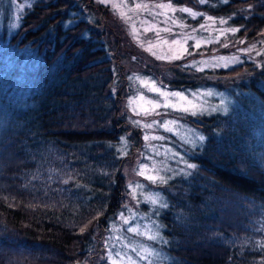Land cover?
<instances>
[{
	"label": "trees",
	"instance_id": "trees-1",
	"mask_svg": "<svg viewBox=\"0 0 264 264\" xmlns=\"http://www.w3.org/2000/svg\"><path fill=\"white\" fill-rule=\"evenodd\" d=\"M172 3L239 29L191 46L184 62L242 42L264 45V0ZM110 12L102 8L91 24L74 0H39L2 38L0 264H82L95 229L121 206L126 156L119 144L132 127L120 114L129 91L116 85L115 70L126 58L172 89L215 87L237 104L228 114H165L205 136L201 147L181 148L196 167L163 188L167 207L157 220L167 264H264V123L257 112L264 108V55L258 65L164 69L123 47L126 31Z\"/></svg>",
	"mask_w": 264,
	"mask_h": 264
},
{
	"label": "rangeland",
	"instance_id": "rangeland-1",
	"mask_svg": "<svg viewBox=\"0 0 264 264\" xmlns=\"http://www.w3.org/2000/svg\"><path fill=\"white\" fill-rule=\"evenodd\" d=\"M39 0H0V48L1 54L4 53L3 45L6 43L7 39L13 35L21 24V19L27 9H30ZM75 4L78 6L82 13H79L81 17L88 19L91 24H95L98 20L99 12L104 7H109L113 15V18L118 20L126 31L128 42L125 43L123 47L132 48L133 53L138 54L139 59L142 57L138 53L147 54L151 56L152 62L157 63L158 66L169 69L174 67L177 62H184L187 54L184 55L183 59L173 60L168 62L167 60H159L156 56H153L145 48L149 44L154 45L152 51L156 52L157 55H172L174 52L180 54L183 52L184 48L189 49L192 46L194 50L198 49L194 45L196 41H200V47L208 45L213 42H218L232 32L226 23H220L219 19L216 18V22L212 23L208 21L205 16L197 17L193 19L189 17L186 13H181L177 11L176 13L169 12L168 15L176 19V24H173L171 20L164 23V16H153L149 15L147 11H130L134 7L133 0H110V2L105 5L99 3L98 0H74ZM159 3L161 0H135V3ZM167 2V0H164ZM112 4L120 5L116 10L113 9ZM174 4V3H173ZM94 6V8L92 7ZM175 5V4H174ZM177 8L182 6H177ZM188 7V6H186ZM100 10V11H99ZM157 12L160 9H156ZM196 11V10H194ZM120 12L126 13L130 20L125 22L119 15ZM199 12V11H198ZM202 13V12H201ZM115 20V21H116ZM199 20L197 25H193V22ZM226 20V19H225ZM147 21V23H144ZM227 21V20H226ZM73 23V20L68 24ZM133 24L137 31L133 32ZM156 25L157 28H171L172 32L160 31L159 37L156 35V30L145 31L146 27L151 25ZM183 24L184 27H180ZM206 25V29H201L200 25ZM196 29V31H193ZM5 35L8 36L7 39H2ZM191 36L194 39H188L187 43H184V37ZM179 39L181 45H173L172 40ZM167 41V43H165ZM141 42L143 47L140 46ZM137 52V53H136ZM257 53H260L259 55ZM264 55V45L258 42H253L250 44L240 43L236 46L231 47L228 53L212 52L204 53L200 56H193L187 62L182 63L184 67H189L197 70L204 69H228L235 65H238L244 61H252L256 65L260 64V57ZM238 58L239 62H233L232 58ZM224 58V59H220ZM136 59V58H135ZM134 59V60H135ZM137 60V59H136ZM24 62L25 58L23 59ZM119 70V71H118ZM116 74V85L118 87L123 84L125 89L129 91L128 95L124 96L121 102V115L131 124L132 130H128L122 136L119 144V151L125 157V166L122 176L125 180V194L123 196V201L118 210L113 214V216L107 221L106 226H101L95 229L94 234L87 247V259L82 264H108L106 259H101V257H106L108 248H112L113 252L120 251L122 254L127 252L128 255L132 256L134 259L138 260V264H167L170 257L168 254L162 250L159 246L163 239L162 227L157 220V213L163 207L159 205L153 206L145 201V196L148 194H159L160 200L167 204L163 188H167V183L174 177L178 175H188L192 168H188V164H193L188 161L186 155L181 151L188 147L190 149H195L201 147L203 141L199 140L200 136L205 137L199 129L191 126L187 122H184L177 117H172L165 115L170 111H176L171 108L160 107L156 109L160 115H135L132 111L133 107H150L146 101H141L138 99L139 96L143 95L152 100L162 99L158 97V94L149 92L146 86L140 83L137 77L142 79L151 78L156 81V85L167 92H183L188 96L189 100H193L197 105L203 109L202 114L198 115H210L215 113L228 114L235 110L237 104L235 103L233 97L226 90H218L215 87H204L198 89L182 88V89H172L167 85H164L158 79L146 76L142 74L140 66L136 62H131L130 59L124 60V67L120 70L117 67L115 70ZM132 77V79H129ZM117 86L115 87V90ZM119 90V89H118ZM212 92V95H206L207 92ZM195 93V96L193 95ZM124 95V92H123ZM135 101L134 104H129V101ZM227 108V113L224 109ZM213 109H219L218 111H213ZM181 112V111H176ZM259 116L263 119L264 123V108H257ZM184 113V112H181ZM187 114V113H186ZM141 121V126L137 127L132 123V121ZM153 121H159L163 123L164 121H177L176 124L170 125L172 131H166L163 127L158 124L154 125L152 128L147 129L142 125L145 123H152ZM264 130V129H263ZM135 133H139V140L131 139V136ZM149 137H164V139H149L145 140L144 136ZM180 147V148H179ZM264 152V151H263ZM141 165H146L148 170H158L159 175L166 177L167 182L163 184H154L145 179V176L138 175V171ZM150 174H155L152 171ZM137 184L142 185V188L136 189L133 193V188ZM132 185V187H129ZM135 195V199L133 198ZM147 205L149 212L143 211L142 206ZM121 213L125 217H135L131 219L129 224H124L121 219ZM140 226L141 231L146 229H152L153 232L159 229L161 240L150 241L144 236L136 235L134 233L128 232L127 229L132 226ZM108 240L106 247L107 238ZM120 239L117 240L116 238ZM115 246L114 248L112 246ZM128 245V247H124ZM135 246L137 250L141 246H146L155 250L154 255H151L146 260H139L136 253L131 251V247Z\"/></svg>",
	"mask_w": 264,
	"mask_h": 264
},
{
	"label": "snow or ice",
	"instance_id": "snow-or-ice-1",
	"mask_svg": "<svg viewBox=\"0 0 264 264\" xmlns=\"http://www.w3.org/2000/svg\"><path fill=\"white\" fill-rule=\"evenodd\" d=\"M98 2L107 5L110 2V0H98ZM223 2L228 3L229 0H223ZM133 3H134V7L131 8L130 11H133V12L147 11L149 15L153 16V18H155L156 16H164L165 17V20L163 21L164 23H167L168 20H171L173 24H176V19L169 16L168 15L169 12H171L173 14L176 13L177 11H179L181 13H186L189 17H191L193 19H196L197 17L205 16L204 13L194 11L190 7L182 6V7L177 8L172 3V0H167V2H164V0H161V2L153 3L151 5L148 3H143V2L135 3V0H133ZM197 3L206 4V3H208V0H197ZM112 7L114 10H116L117 8L120 7V5L112 4ZM156 9H160V11L157 12ZM119 15L122 19L125 20V22H127L128 20L131 19V17H128L126 15V13H124V12H120ZM206 19L208 21H211L212 23L216 22V18L211 17V16H207ZM219 22L220 23H226L227 21L224 18H220ZM144 23H147V21H145ZM180 27H184V25L181 24ZM200 27H201V29H206V25H204V24H201ZM153 29L156 30L157 37H159L160 31H165V32H169V33L172 32V29L170 27L160 29V28H157L156 25H154V24L151 25L150 27H146L144 30L147 32V31H150ZM136 31H137V29L135 28V25L133 24V32L135 33ZM193 31H196V29H193ZM231 31L233 33H235L237 31H239V29L233 28V29H231ZM183 39H184V43H187L188 39H194V38L191 36H185ZM165 43H167V41H165ZM172 44L173 45H181V41L179 39H173ZM140 46L141 47L144 46L142 42H141ZM194 46L196 48H199L200 47V41H196ZM153 47H154V45L149 44V46L147 48H145V50L149 51L153 56H156L157 59L167 60L168 62H171L173 60L183 59L185 54H187V55L192 54V53L188 52L187 48H184L183 52L180 54H176L174 52L172 55H157L156 52L152 51ZM257 54L259 55L260 53H257ZM133 59H135V57H133ZM220 59H224V58H220ZM232 61L233 62H239V59L234 57V58H232ZM129 79H132V77H129ZM137 79L140 80V83L143 86L147 87L149 92L158 94V97L162 98V99L152 100V99L147 98L143 95L139 96L138 99L141 101H146V103L148 105H150V107H141V106L133 107L132 111L135 115H143V116L160 115L161 113L156 111V109H158L160 107L171 108L173 110L181 111V112L190 114L192 116H196L198 114L203 113V109L199 105H197L193 100H189L188 96H186L183 92H167V91L163 90L162 88L158 87L156 85V81L152 80L151 78L142 79V78L137 77ZM205 94L206 95H212L213 93L209 91ZM193 95L195 96V93ZM134 103H135V101H132V100L129 101L130 105L134 104ZM218 110L219 109H213V111H218ZM227 111H228V109L225 108L224 112L227 113ZM132 123L134 125H136L137 127L141 126V121H139V120L132 121ZM176 123H177V121H164L163 123H160L159 121H153L152 123H145L142 126L144 128L150 129L154 125L158 124L160 127H163L166 131H172V128L170 127V125H174ZM144 139L145 140L164 139V137H149L148 135H145ZM204 139H205V137H203V136L199 137V140H201V141H203ZM187 167L188 168H195L196 165L188 164ZM152 171H154L155 174H150ZM137 174L145 176V179H147L148 181H150L151 183H154V184H163V183L167 182V178L160 176L158 170H148L146 165H141V168ZM64 182L67 183L68 181H64ZM129 187H132V185H129ZM142 187H143L142 185L137 184L135 186V188H133V193H135L136 189L142 188ZM133 198L134 199L136 198L135 195H133ZM145 201L147 203L152 204L153 206L159 205V207H167V205L160 200L159 194H148L147 196H145ZM134 218H135L134 216L133 217H125L124 214L121 213V219L123 220L124 224H129L130 220L134 219ZM81 231H84V229L81 228ZM127 231L134 233L136 235L144 236L146 239H148L150 241L161 240L158 228L155 232H153L152 229H146L145 231H141L140 226L136 225V226L129 227L127 229ZM110 239H111V237L107 238L106 247H107L108 240H110ZM116 239L119 240L120 238L117 237ZM162 242L167 243V241H162ZM112 247L114 248L115 246L113 245ZM124 247H128V245H124ZM261 247H264V245H261ZM131 251L136 253V256L139 258V260H146V259H148L149 256L156 254L154 249H151V248L146 247V246H141L139 250H137V248L135 246H132ZM101 259H106L108 261V264H138V260L134 259L132 256L128 255L127 252H124L123 254L120 251L113 252L112 248H108L106 257H101ZM149 264H151V261L149 262Z\"/></svg>",
	"mask_w": 264,
	"mask_h": 264
}]
</instances>
